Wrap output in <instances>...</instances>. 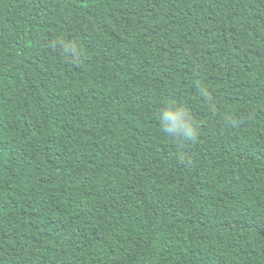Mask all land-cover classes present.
<instances>
[{
    "label": "trees",
    "instance_id": "obj_1",
    "mask_svg": "<svg viewBox=\"0 0 264 264\" xmlns=\"http://www.w3.org/2000/svg\"><path fill=\"white\" fill-rule=\"evenodd\" d=\"M0 264H264V0H0Z\"/></svg>",
    "mask_w": 264,
    "mask_h": 264
},
{
    "label": "clouds",
    "instance_id": "obj_2",
    "mask_svg": "<svg viewBox=\"0 0 264 264\" xmlns=\"http://www.w3.org/2000/svg\"><path fill=\"white\" fill-rule=\"evenodd\" d=\"M158 120L164 133L180 141L195 139L198 134L196 124L184 109L166 107L159 112Z\"/></svg>",
    "mask_w": 264,
    "mask_h": 264
}]
</instances>
